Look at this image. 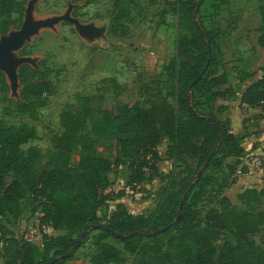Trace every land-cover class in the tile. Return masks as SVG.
I'll list each match as a JSON object with an SVG mask.
<instances>
[{
	"label": "trees",
	"instance_id": "trees-1",
	"mask_svg": "<svg viewBox=\"0 0 264 264\" xmlns=\"http://www.w3.org/2000/svg\"><path fill=\"white\" fill-rule=\"evenodd\" d=\"M94 1L97 0H70L72 4L85 5ZM112 1L110 32L126 38L130 32L127 20L134 4H138L134 0ZM230 3L231 0H173L182 34L175 56L165 62L163 69L174 83L171 95L177 107L167 98L148 108L139 107L137 101H123L120 86L112 81L114 98L103 93L96 111L88 98H82L75 111L61 114L63 133L53 139V151L41 167L39 163L45 158L41 150L23 149L38 139L37 130L28 125L7 127L0 120L1 221H18L23 212L22 201L30 196L42 225L68 233L59 237L45 235L40 247L15 238L2 226L0 260L4 264H46L53 260L54 264H66L73 260L72 249L77 242L69 235L77 234L80 239L94 225H104L109 230H93L97 232L92 238L95 254L89 264L124 263V253L110 242L112 239L121 243L126 253L135 255L134 264H264V250L253 240L264 228V210H260L264 188L240 193L237 199L245 207L240 209L224 195L234 180L220 183L207 176L209 171L222 170L228 158L239 159L244 153L241 138L231 133L228 122H221L216 116L224 110L215 106L217 100L233 97L235 92L229 87L228 74L218 73V41L224 30L207 26ZM26 10V0H0V39L21 26ZM258 31V45L264 50V26ZM20 54L25 56L24 49ZM210 55L206 73L190 91ZM42 65L41 69L24 65L18 70L21 91L16 112L33 121L39 120L40 110L54 94L52 70ZM262 72V77L242 95V106L264 111V66ZM237 74L240 83L255 76L244 70ZM9 92L8 78L0 71V96ZM204 105L208 112L201 110ZM108 140L113 143L111 160L96 154V146ZM164 140L168 141V159L184 164L185 177L170 182L172 192L153 215L134 217L118 205L109 220L103 221L99 213L111 200L106 192L110 186L108 175L121 171L127 188L151 184L159 174L158 147ZM76 149L80 160L74 169L71 157ZM229 169L232 174L235 168L229 165ZM200 170L202 175L198 178ZM208 186L217 188L220 200L217 207L201 211L198 205ZM188 191L179 225L164 230L176 220Z\"/></svg>",
	"mask_w": 264,
	"mask_h": 264
},
{
	"label": "rangeland",
	"instance_id": "rangeland-1",
	"mask_svg": "<svg viewBox=\"0 0 264 264\" xmlns=\"http://www.w3.org/2000/svg\"><path fill=\"white\" fill-rule=\"evenodd\" d=\"M30 1L26 0L27 6ZM134 1L138 6L134 4L131 17L127 20L130 32L126 38H120L110 32L112 0H97L87 5L72 4L70 0H38L35 4V21L68 14L80 24L78 27L72 23L60 22L51 28L41 29L25 44V56L17 53L20 58L34 59L35 68L41 69L44 64L52 70L50 80L54 85V94L49 98L47 106L40 110L38 121L16 112V105L20 101V84L16 92H13L10 85V92L6 96H0V120L5 126L28 125L37 130L38 139L31 141L23 149L27 151L30 147H37L41 150L45 158L40 161L39 167L48 162V154L53 151V139L63 133L61 114L67 110L75 111L82 98H88L92 109L96 111L103 93L113 97L112 81L120 86L123 101H137L139 107L148 108L157 100L167 98L177 107L176 100L171 95V86L174 83L165 75L163 69L165 62L175 56L176 43L182 34L173 0H160L158 4H152L150 0ZM24 21L25 18L23 23ZM23 23L12 32L19 31ZM207 26L224 30V35L218 41L221 51L218 73L228 72L233 76L244 70L255 71L262 76L264 52L258 46L261 36L258 30L264 26V0H231L230 5L214 16ZM201 110L208 112V107L204 105ZM112 146V140L99 143L96 146L97 156L111 160ZM167 147V140L158 147L159 174L151 184H143L135 189L127 188L121 171L108 175L110 186L106 192L111 196V200L99 213L103 221L109 220L118 205H122L127 213L134 217H148L156 212L163 199L172 192L170 182L185 177L184 164L168 159ZM79 160L80 151L76 149L71 157V167L77 168ZM229 173L231 170L225 161L222 170L209 171L207 176L220 183L231 182L235 180V176H230ZM261 181L256 179L244 182L240 190L234 189L229 194L235 201L232 203L244 209L241 202L235 200L236 193L248 187L261 190L264 188V177ZM174 191H179V187ZM261 199L260 210H264V197ZM219 200L217 188L208 186L198 208L206 211L217 207ZM34 207L32 198L27 196L22 201L21 218L18 221H0V232L2 226H6L15 238L26 240L30 229L37 230L40 224L41 215L34 212ZM48 232V236L54 237L68 234L66 231H53L52 228H49ZM96 233L90 230L84 234L79 248L75 251L72 249L73 260L66 264H89L95 254L92 238ZM43 237L40 232L31 242L42 247ZM69 237L77 242L81 239H77V234H71ZM253 240L264 250V228L253 236ZM110 242L124 253L123 264L135 263V255L126 253L121 243L114 239ZM0 264H4V261L0 260Z\"/></svg>",
	"mask_w": 264,
	"mask_h": 264
},
{
	"label": "crops",
	"instance_id": "crops-1",
	"mask_svg": "<svg viewBox=\"0 0 264 264\" xmlns=\"http://www.w3.org/2000/svg\"><path fill=\"white\" fill-rule=\"evenodd\" d=\"M260 49L264 52L261 47ZM250 72L255 76L243 83L239 82L238 74L232 76L226 72L229 76V87L235 92L234 96L218 99L215 103L217 108H224L222 113H216L218 120L229 123L231 133L237 138H241V146L244 149L241 158L226 160L228 165L235 168L232 174L229 173L230 176H235L234 183L224 191V195L231 202H235L229 197L234 189L240 190L244 182L256 181V179L262 182L264 177V111L260 107L251 108L241 105V98L245 90L262 77L255 71ZM248 188L236 193L235 200L240 193Z\"/></svg>",
	"mask_w": 264,
	"mask_h": 264
},
{
	"label": "water",
	"instance_id": "water-1",
	"mask_svg": "<svg viewBox=\"0 0 264 264\" xmlns=\"http://www.w3.org/2000/svg\"><path fill=\"white\" fill-rule=\"evenodd\" d=\"M38 2V0H31L27 6L26 10V17L25 21L19 31L11 32L9 35L2 37L0 39V71L3 72L7 78L8 81L12 87L13 92H16L18 86H19V79H18V70L20 67L24 65H30L35 66L36 61L31 58H25V57H18L17 53H19L25 46V44L34 36H36L41 29L44 28H51L60 22H68L77 25L80 27V24L77 20L72 19L68 14L61 16V17H55L47 20H40L35 21L33 18V10L35 7V4ZM211 55L209 56V61L207 65L205 66L203 72L195 79L193 84L190 86V91L193 88V85L197 83L206 73L209 64H210ZM216 132H218V128L216 126ZM202 171L199 172L198 178L201 177ZM193 188V186H192ZM189 192L185 194L183 197V200L180 205L179 213L176 218V220L170 224L167 228L164 230L177 227L179 225L181 215H182V208L183 204L188 196ZM92 230H105L108 231L109 228L104 225H94L92 226ZM84 236L81 237V239L76 243L73 250H77L80 246L81 241L83 240ZM54 260L50 261L46 264H54Z\"/></svg>",
	"mask_w": 264,
	"mask_h": 264
},
{
	"label": "built area",
	"instance_id": "built-area-1",
	"mask_svg": "<svg viewBox=\"0 0 264 264\" xmlns=\"http://www.w3.org/2000/svg\"><path fill=\"white\" fill-rule=\"evenodd\" d=\"M0 221H1V218H0ZM49 228H50L49 226L42 225L40 223L37 230L34 229V228L30 229V231H29V233H28V235L26 237V241L31 242L32 240L36 239V236L39 235L40 232L43 233V236H45V235L48 236L49 235V232H48ZM0 236H1V232H0Z\"/></svg>",
	"mask_w": 264,
	"mask_h": 264
}]
</instances>
